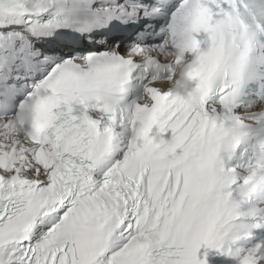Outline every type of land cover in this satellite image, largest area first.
I'll return each mask as SVG.
<instances>
[{"label": "snow or ice", "instance_id": "obj_1", "mask_svg": "<svg viewBox=\"0 0 264 264\" xmlns=\"http://www.w3.org/2000/svg\"><path fill=\"white\" fill-rule=\"evenodd\" d=\"M0 264H264V0H0Z\"/></svg>", "mask_w": 264, "mask_h": 264}]
</instances>
